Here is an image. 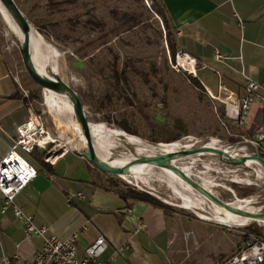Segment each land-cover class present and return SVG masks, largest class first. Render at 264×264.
I'll return each mask as SVG.
<instances>
[{
	"label": "rangeland",
	"instance_id": "374dc122",
	"mask_svg": "<svg viewBox=\"0 0 264 264\" xmlns=\"http://www.w3.org/2000/svg\"><path fill=\"white\" fill-rule=\"evenodd\" d=\"M14 4L27 19L29 29L40 37L44 71L51 76L57 74L78 93L86 120L140 140V143L131 144L121 136L112 139L103 135V142L109 145L99 141L97 149L101 153L111 154L112 158L140 156L152 152L138 150L137 146L164 145L174 141L183 148L218 146L233 157L236 155L225 146L237 151V156L244 152L235 148L244 147L246 154L253 151L252 144L247 141L251 137L244 122L240 126L225 117V113L219 116L216 102L186 78L190 72L175 64L177 50L170 58L161 20L149 9L150 0H14ZM159 28L160 35L157 34ZM8 29L0 18V48L10 63V71L17 72L20 96L27 99L32 111L41 115L50 137L66 142V136H72L73 142L79 141L66 112L58 116L60 127L53 123L47 111L49 107L44 104V91L33 84L22 70L18 56L21 39ZM116 78H120L118 83ZM34 91L38 92L37 97L27 96ZM118 124H124L130 132L122 130ZM230 137L234 140H229ZM78 143L80 149L83 142ZM73 144L68 143L70 146ZM175 159H180L187 166L191 179L222 201H236L247 205H241L245 210L252 208L264 212V192L260 188V185L264 186V170L260 165L262 174L260 171L257 174L255 163L227 164L206 152ZM151 167L148 174L117 177L113 173H103L100 183L110 186L116 182L118 186L126 184L151 192L164 204L198 216L195 212L185 211L186 206L177 191L179 185L172 172L168 170L170 176L165 177L159 167ZM107 177L114 180L109 181ZM246 187L251 188L252 193L237 196V190ZM201 198L198 196L202 202ZM205 200L202 210L211 216L212 209L208 204L211 201L207 197ZM262 223L253 226L258 235L264 236Z\"/></svg>",
	"mask_w": 264,
	"mask_h": 264
},
{
	"label": "crops",
	"instance_id": "0c3cea01",
	"mask_svg": "<svg viewBox=\"0 0 264 264\" xmlns=\"http://www.w3.org/2000/svg\"><path fill=\"white\" fill-rule=\"evenodd\" d=\"M158 1L176 50L193 58L191 75L209 97L232 105L244 92V77L259 84L244 121L253 138L252 123L264 99V0ZM4 56L0 48V157L13 144L17 124L28 118L29 105L20 98L19 77ZM63 144L52 163H30L36 174L12 203L36 226L46 227V234L64 239L78 232V254L102 235L107 242L100 256L104 264H211L233 254L251 233L258 234L245 228L249 222L228 225L181 209L163 212L141 200H123L100 183L103 172L86 162L78 147ZM12 215L11 207L0 213V246L12 264H19L40 248L41 238L25 237ZM123 244L127 248L121 255L112 253Z\"/></svg>",
	"mask_w": 264,
	"mask_h": 264
},
{
	"label": "built area",
	"instance_id": "2783aa9c",
	"mask_svg": "<svg viewBox=\"0 0 264 264\" xmlns=\"http://www.w3.org/2000/svg\"><path fill=\"white\" fill-rule=\"evenodd\" d=\"M176 52L175 64L188 72L187 65L178 64L177 59L183 58L193 65V58H190L184 52L178 50ZM257 87H259V84L256 81L244 77V92L242 96L231 101L232 105L231 103L221 102L224 104L225 117L230 118L234 124L241 126L244 122L245 114L251 107L255 96V88ZM259 102L257 112L262 116V120L258 121L256 119L252 123L251 129L254 135L253 138L247 141L256 148L258 147L264 154V99ZM28 104V118L25 122L17 124L13 144L7 149L4 156L0 157V196L2 201L0 203V213H3L6 207H11L12 216L21 225V231L24 236L31 237L36 235L41 238L40 248L37 251L35 250L28 260L19 264H104V260L100 256L106 250L107 242L102 235H98L88 241L82 252L78 254V248L75 243L78 232L74 231L64 239L57 238L53 234H46V227L36 226L31 218L22 212L21 207L12 203L14 196L36 174L34 166L20 152H29L31 148L37 147L38 150L43 151L42 162L50 164L59 152L62 153L64 151L65 147V144L60 142L59 139L49 136L41 115L32 111L30 103ZM75 195L82 197L79 193ZM70 197L68 196L67 199H70ZM138 228L136 227V230ZM249 236L241 246L236 248L233 254L211 264H262V261H264V236L255 233H251ZM0 247L1 264H12L9 255L5 253L2 246ZM126 248L127 245L123 244L117 248L115 247L112 253L121 255ZM12 258H15V255Z\"/></svg>",
	"mask_w": 264,
	"mask_h": 264
},
{
	"label": "water",
	"instance_id": "95a60500",
	"mask_svg": "<svg viewBox=\"0 0 264 264\" xmlns=\"http://www.w3.org/2000/svg\"><path fill=\"white\" fill-rule=\"evenodd\" d=\"M0 5L4 7L6 12L8 13L10 19H13L15 22L18 31L21 32V42L18 43V51H19V58L21 59V64L23 67V71L26 75L30 78L33 84H36L43 92V88L50 90V91H57V93H61L64 97L68 98V101L71 102V110L74 113V122L77 124V128L79 134L83 137L84 141L82 143V147H80V155L85 158L86 162H89L92 166L96 169H100L101 172L110 175H116L120 177V173H125V168H120L113 166L112 164H108L104 162L102 158L96 155L95 150L93 149V141L91 135V128L89 126V122L86 120V116L84 110L81 108L82 104L80 102L79 97L75 94L76 92L70 87L69 84L64 83L61 79L57 76V74H53L51 78H47L43 75V72H40L36 69V66L31 58V46L29 45L30 41V34L31 31L30 25L26 18H24L17 7L14 4V0H0ZM261 112V110H259ZM253 146V145H252ZM225 147H229L228 145ZM208 153L216 158H220L223 162L227 164H242L245 165L246 160H254L257 164L259 163L260 167L264 170V158L261 157L262 152L259 148L253 146V151L251 153H244L242 155H238L236 157L228 156L226 153L221 150L218 146L211 147L206 145H200L197 147L191 148H177L173 151H158L156 153L151 154H143L138 155L131 158L128 164H146V165H153L159 168H166L170 172L174 173L182 182L187 185L191 190H194L196 193L203 195L204 198H208L213 204L221 207L222 210L229 212L230 214H235V216L239 218H251L254 216L261 215V221H264V212L262 210H255V211H248L246 210H238L228 204L229 202L222 201L221 198L216 197L210 190L202 186L201 184L197 183L189 176H187L184 172H182L179 167H176L172 164V160L183 156H189L193 154H202ZM224 156L225 158H223ZM127 173V172H126ZM134 186V185H133ZM261 191L264 192V186H261ZM142 192H145L151 196H154L153 193L140 189ZM247 222H255L253 220ZM264 224V223H262Z\"/></svg>",
	"mask_w": 264,
	"mask_h": 264
},
{
	"label": "bare ground",
	"instance_id": "6f19581e",
	"mask_svg": "<svg viewBox=\"0 0 264 264\" xmlns=\"http://www.w3.org/2000/svg\"><path fill=\"white\" fill-rule=\"evenodd\" d=\"M0 18L4 21L5 25L9 28L8 30H10L11 32H14L15 33V36L18 38V39H21V32L18 31V28L15 24V22L13 21V19H10L8 13L6 12V10L4 9L3 6L0 5ZM31 31V34H30V41H29V45L31 46V58L33 59V62L36 66V69L40 72H43V75L46 76L47 78H51L52 76L48 73H46L44 71V60L41 56L42 52H41V48H40V37L38 36V34L33 31L32 29L29 30ZM44 44V43H43ZM42 44V45H43ZM178 64H186L187 65V70L188 72H190V74L193 73V70H194V66L191 64V62H189L188 60L185 61V59L183 58H178ZM43 91H44V104L47 107H49L47 109V111H49V113L51 114L52 116V121L55 125H57V127H60V119L58 118V116L60 114H63V112H66L68 114V121L71 122V124L73 125L72 126V131L73 133L75 134L76 137L79 138V141H76V142H73V139L72 136L68 137L66 136V142L67 143H74L73 146L74 147H79V143L78 142H83V137L79 134V131H78V128H77V124L71 120L72 119V114L74 116V113L73 111L71 110V102L70 101H67L66 98L61 94V93H57V91L53 92V91H50V90H47V89H44L43 88ZM59 97V99H58ZM60 100V101H59ZM51 121V122H52ZM66 123V122H65ZM89 126L91 128V135H92V141H93V149L95 150V153L97 156H99V158H102V160L104 162H107L108 164H112L113 166H116V167H120V168H125L126 167V172L125 173H120L119 176L121 175H131L133 173H138V174H148L149 172L152 171V165H146V164H128L130 161L131 158L135 157V156H126L124 155L123 157H110V155H105L103 153H101L99 151V141L101 143H104L106 146H108L109 144H107L106 142H103V135H106V136H109L110 138H116L118 136H121L123 138H125L126 141L130 142L131 144L132 143H137L139 142L140 143V140L139 139H136V138H133V137H130L128 136L127 134H119V133H115L109 129H107L106 126L104 125H101V124H97L96 123H90L89 122ZM66 127V126H65ZM65 129V128H64ZM63 129V130H64ZM62 130V133L65 135L66 133H64ZM129 138V139H128ZM130 138H132L133 140L135 141H132ZM120 139V137H119ZM211 140H216V139H211ZM217 141V140H216ZM124 142V141H123ZM143 145V144H142ZM177 146L178 147H183L181 145L178 144V142H174V143H169V144H161V143H158L156 145H148V144H145L143 147H138L137 146V149L138 150H142V151H149V152H153V153H156L158 151H173L175 149H177ZM223 147V146H222ZM226 148L227 150H229L230 152H232L234 155L237 156V151H235L234 149H229V147H224ZM225 152V151H224ZM226 153V152H225ZM226 155L230 156L228 153H226ZM234 156V157H236ZM180 159H173L171 162L173 165H175L176 167H179V169L184 172L187 176L189 175L188 172H187V166L181 161ZM250 163H255L256 164V168H257V174L258 172L260 171V173L262 174L261 172V169H259V163L257 164L254 160H246L245 163L246 165H251L249 164ZM154 168V167H153ZM162 173L164 174L165 177H169L170 175L168 174V169L166 168H160ZM151 174V173H150ZM174 179L176 180L177 182V185H179L177 188V191L181 194V197L183 199V202L186 206V210L188 211H192L195 212V214H197L199 217L201 218H205V219H210V220H215L217 222H221V223H224V224H228V225H231V224H234L235 225H242V224H246L247 221H250V220H259V222H264V221H261L260 216H254V217H251V218H239L237 216H235V214H230L229 212H226L224 210L221 209V207L213 204L212 202H209L208 201V204H210V208L212 210L211 211V216L210 214L208 215V212H205L203 211L202 209V204L204 203V200L205 198L203 197V195L199 194V193H196L194 194V191L191 190L187 185H185L182 180H180V178H178L174 173H172ZM260 176V174H259ZM263 180V179H262ZM198 196H202L203 198H201V200H203L202 202L198 199ZM245 200H248V202L250 201L248 198H246ZM206 201V200H205ZM230 204L231 206H234V208L236 209H240V210H245L243 207H246L247 205H242V203H238L236 201L232 202V203H228ZM202 205V206H201ZM243 207H242V206ZM248 211H255L254 209H247ZM231 218H235V219H239L237 221H232V222H226L227 220L231 219Z\"/></svg>",
	"mask_w": 264,
	"mask_h": 264
},
{
	"label": "trees",
	"instance_id": "16d2710c",
	"mask_svg": "<svg viewBox=\"0 0 264 264\" xmlns=\"http://www.w3.org/2000/svg\"><path fill=\"white\" fill-rule=\"evenodd\" d=\"M149 9L152 10L153 13H155L161 20V26L163 28V39H165L166 41V46H167V52L169 53L170 55V58H173V53H174V50H176V45H175V39H173V36H174V32H173V29L171 26H169L168 24V21L165 17V13H163V8L161 7V4L158 0H150V6H149ZM157 34L160 35L161 34V29H157ZM24 72V71H23ZM186 78L188 80H190V82H192L196 87L199 88L200 91H203L204 94L208 97V95L206 94V92L203 90V87L202 85H200V83L198 82L197 78H195V76H192V75H189L186 76ZM118 79L120 78H116V82L118 83ZM16 94V93H15ZM15 94H12V96H15ZM31 95H34V97H37L38 95V92L34 91L32 92V94H28L27 96L30 97ZM76 95L78 97H80L78 95V93H76ZM22 100L24 101V103H27V99L24 98V97H21ZM212 99V98H210ZM216 104H217V108H218V115L219 116H222L224 115V104L219 102L217 99H213ZM119 128H121L122 130L125 129L126 132H130V130L128 129V127H126L124 124H118ZM132 141H135L133 140L132 138H130ZM234 140L232 137L229 138V140ZM216 141V140H215ZM176 142V141H174ZM174 142H168V143H174ZM217 142V141H216ZM167 143V142H166ZM237 149L238 151H242L244 153L245 150H244V147H239V148H235ZM42 154H43V151L41 150H38L37 147H33L29 150V152H23V156L29 161V163H32V164H36V165H43L45 163L42 162ZM261 157L264 158V154L261 155ZM94 167V166H93ZM95 168V167H94ZM109 181H112L114 179L111 180V178L107 177ZM119 184H116L115 183H112L109 187L110 188H113L114 189V192L121 198V199H126L129 198L130 200H136V201H139L141 200L142 202H145V203H149L151 205H154L155 207H158L160 209H162L163 212H166L167 210H172V207L169 206L167 203L164 204L163 202L159 201L158 199L154 198V196H151L145 192H142L140 189L137 190L135 188H132V187H129L127 186L126 184L124 186H118ZM238 194L237 196L239 197H244L246 194H251L252 193V189L249 188V187H246V188H242L241 190H237ZM235 221L239 220V219H234ZM255 223H251V224H247V226H245L246 229H248L250 232H256L257 233V230H255L254 228V225Z\"/></svg>",
	"mask_w": 264,
	"mask_h": 264
},
{
	"label": "flooded vegetation",
	"instance_id": "af4514ba",
	"mask_svg": "<svg viewBox=\"0 0 264 264\" xmlns=\"http://www.w3.org/2000/svg\"><path fill=\"white\" fill-rule=\"evenodd\" d=\"M256 115H257V119H258V121H261L262 120V116L259 114V112L258 113H256Z\"/></svg>",
	"mask_w": 264,
	"mask_h": 264
}]
</instances>
